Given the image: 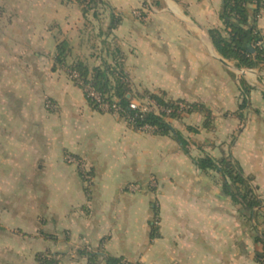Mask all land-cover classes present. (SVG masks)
Returning <instances> with one entry per match:
<instances>
[{
    "label": "crops",
    "instance_id": "obj_1",
    "mask_svg": "<svg viewBox=\"0 0 264 264\" xmlns=\"http://www.w3.org/2000/svg\"><path fill=\"white\" fill-rule=\"evenodd\" d=\"M106 2L93 44L80 0H0V264H104L86 247L142 264H261L263 208L250 221L195 159H232L264 201V62L239 67L216 48L223 0ZM257 26L264 36V9ZM62 41L68 65L118 61L135 94L190 103L168 119L186 145L95 108L56 61Z\"/></svg>",
    "mask_w": 264,
    "mask_h": 264
},
{
    "label": "trees",
    "instance_id": "obj_2",
    "mask_svg": "<svg viewBox=\"0 0 264 264\" xmlns=\"http://www.w3.org/2000/svg\"><path fill=\"white\" fill-rule=\"evenodd\" d=\"M80 2L86 14L92 10L97 11L94 12L96 15L100 9L107 8L106 0H80ZM262 9H264V0H223L221 18L224 27L210 30V36L218 51L225 58L236 60L239 67H254L260 62H264V36L257 26V19ZM117 21V16L112 14L110 27H113ZM69 51V43L67 41L60 42L57 47L56 61L63 62ZM70 68L78 71L83 83L90 82L109 98L117 99L118 104L124 110L125 114H121L123 116L134 113L130 107V102L134 97L143 98L145 95H149L163 105L181 101L167 100L155 92H147L143 95L135 94L130 87L127 74L118 61L114 64L104 63L102 66L93 68L92 71L83 61L75 62ZM179 116L181 115L166 116L163 113L147 112L142 118L137 119V125L148 123L155 127L154 132L172 134L185 146L187 143L185 138L168 121L171 117ZM195 163L202 169H214L220 173L224 191L231 196L236 204L249 210L250 221L260 214L257 213L256 208L257 210L263 208L261 215L264 217L263 199L254 193L253 187L250 185L251 177L245 176L236 162L228 157L217 160L205 156L195 159ZM252 227L256 230V240L264 242V232H259L254 223H252ZM88 254L92 261L101 256L104 264H142L105 252L89 250ZM39 260L40 264H50L54 258L41 255ZM261 260V264H264V255Z\"/></svg>",
    "mask_w": 264,
    "mask_h": 264
},
{
    "label": "built area",
    "instance_id": "obj_3",
    "mask_svg": "<svg viewBox=\"0 0 264 264\" xmlns=\"http://www.w3.org/2000/svg\"><path fill=\"white\" fill-rule=\"evenodd\" d=\"M88 2V1H86ZM141 15V14H140ZM70 77L78 83L86 97L90 100V102L94 105L95 108L105 112H116L118 114H123V108L118 104L117 99H111L108 95L102 93L97 90L90 82L83 83L80 78V74L76 70H70ZM50 101L48 100V104ZM130 107L134 110L133 114H126L123 116L126 121L134 128L140 130H151L155 129L154 126L145 123L143 125H137V119L142 118L147 112H155V113H163L166 116H172V114L184 115L192 109V105L185 101H177L171 105H163L159 103L156 99L151 98L149 95H145L143 98L134 97L130 102ZM125 114V113H124ZM68 162L76 163L80 166V168L84 169V163L81 162L77 157L72 155L66 156ZM85 170V169H84ZM85 178L90 180L89 175L84 172ZM151 185H156V180L152 178ZM128 191L131 192H139L142 190L143 185L139 182H129L126 185ZM87 250H91L90 247H86ZM54 261L50 264H59L58 258L53 256Z\"/></svg>",
    "mask_w": 264,
    "mask_h": 264
},
{
    "label": "rangeland",
    "instance_id": "obj_4",
    "mask_svg": "<svg viewBox=\"0 0 264 264\" xmlns=\"http://www.w3.org/2000/svg\"><path fill=\"white\" fill-rule=\"evenodd\" d=\"M94 12H97V11H92V10H90V12H89V14H90V17H92V18H89L88 19V22L90 23V27H93V29L92 30H94L95 29V35L96 36H94L92 39H93V44H98V30L100 29V28H98V25H99V23H97L96 22V20H95V18H97V14L95 15L94 14ZM89 27V28H90ZM111 42L112 41H109V43L111 44ZM66 60H67V55H66V57L64 58V60H63V62H58V64H59V66L60 67H63V68H65V70H66V72H67V74L70 76V70H71V66L73 65H68L67 64V62H66ZM47 101V104H48V100H46ZM50 105H52V102H50L49 103Z\"/></svg>",
    "mask_w": 264,
    "mask_h": 264
}]
</instances>
